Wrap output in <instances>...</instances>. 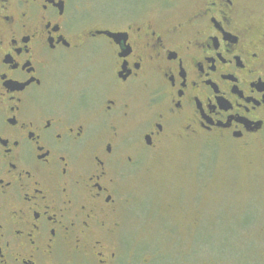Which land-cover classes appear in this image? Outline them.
Returning <instances> with one entry per match:
<instances>
[{"label":"flooded vegetation","instance_id":"af4514ba","mask_svg":"<svg viewBox=\"0 0 264 264\" xmlns=\"http://www.w3.org/2000/svg\"><path fill=\"white\" fill-rule=\"evenodd\" d=\"M262 139L264 15L245 0L177 23L0 0V264H116L144 153Z\"/></svg>","mask_w":264,"mask_h":264},{"label":"rangeland","instance_id":"374dc122","mask_svg":"<svg viewBox=\"0 0 264 264\" xmlns=\"http://www.w3.org/2000/svg\"><path fill=\"white\" fill-rule=\"evenodd\" d=\"M245 1L264 15V0ZM200 2L80 0L88 19L106 22L177 23ZM124 197L116 264H264V139L250 147L166 142L142 155Z\"/></svg>","mask_w":264,"mask_h":264},{"label":"water","instance_id":"95a60500","mask_svg":"<svg viewBox=\"0 0 264 264\" xmlns=\"http://www.w3.org/2000/svg\"><path fill=\"white\" fill-rule=\"evenodd\" d=\"M111 36H113V35H111Z\"/></svg>","mask_w":264,"mask_h":264}]
</instances>
